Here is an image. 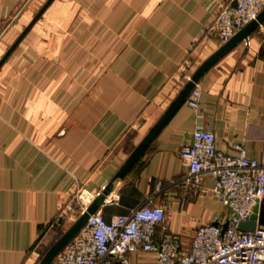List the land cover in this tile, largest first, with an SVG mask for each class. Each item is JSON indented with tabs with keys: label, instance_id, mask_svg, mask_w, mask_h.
<instances>
[{
	"label": "crops",
	"instance_id": "crops-1",
	"mask_svg": "<svg viewBox=\"0 0 264 264\" xmlns=\"http://www.w3.org/2000/svg\"><path fill=\"white\" fill-rule=\"evenodd\" d=\"M48 1L0 0V264H30L72 195L100 192L161 119L190 75L183 62L193 74L224 45L204 31L229 0ZM262 21L200 78L197 109L188 95L123 171L105 220L151 196L185 244L222 220L214 178L185 181L179 149L202 127L226 154L264 153Z\"/></svg>",
	"mask_w": 264,
	"mask_h": 264
},
{
	"label": "built area",
	"instance_id": "built-area-1",
	"mask_svg": "<svg viewBox=\"0 0 264 264\" xmlns=\"http://www.w3.org/2000/svg\"><path fill=\"white\" fill-rule=\"evenodd\" d=\"M263 9L264 0H229L219 7L204 34H214L220 43H226ZM242 44L248 46L249 37ZM193 68L188 58L180 73H189L188 80ZM200 95L196 85L187 104L197 109ZM233 148L236 155L226 154L217 147L213 132L197 127L191 143L179 149L187 166L183 179L197 184L202 176L213 177V196L225 210L221 221L199 224L188 244L180 234L167 229L165 209L153 204L151 196L129 213L109 220L99 209L52 264H134L132 256L142 260L140 264H264V225L256 220L253 231L238 228L241 222L251 219L255 207L260 209L264 204V153L251 157L240 143ZM154 187V195L162 193L163 182L157 180ZM114 188L115 184L112 191ZM102 190H77L61 212L65 222L72 224ZM110 194L104 204L111 202L107 198ZM225 222L228 224L223 231Z\"/></svg>",
	"mask_w": 264,
	"mask_h": 264
},
{
	"label": "water",
	"instance_id": "water-1",
	"mask_svg": "<svg viewBox=\"0 0 264 264\" xmlns=\"http://www.w3.org/2000/svg\"><path fill=\"white\" fill-rule=\"evenodd\" d=\"M51 0H49L43 10L48 6ZM42 10V11H43ZM264 14V9L257 16L255 20L247 24L241 30L238 31L228 42L224 43V45L214 53L209 59H207L201 66H199L193 74H191L190 78L185 82L183 88L179 92L178 96L171 103L169 108L165 111L161 119L155 124V126L150 130V132L145 136L144 140L137 147V149L133 152L132 156L126 162L124 167L116 174V176L104 186L102 192L98 194L91 204L82 212V214L68 226V228L62 233V235L50 246V248L46 251L42 259L38 264H52L55 257L63 250V248L79 233V231L85 226L89 217L96 213L102 205H104L106 200V195L110 194L112 188L118 178L122 176V173L125 169H127L132 162H134L144 151V149L148 146L163 124L167 121V119L171 116V114L181 105V103L185 100V98L190 94V92L195 88L198 84L200 78L203 74L219 59L221 58L227 51L230 50L238 41L242 42L244 39L249 37V33L246 31L251 26L259 27L263 24L262 15ZM256 213L259 214L257 217ZM258 224L264 225V204L260 207L257 206L254 208V214L251 219L245 222H241L238 228L241 231H253L256 228L257 221ZM227 222L222 225L223 231L227 228Z\"/></svg>",
	"mask_w": 264,
	"mask_h": 264
},
{
	"label": "rangeland",
	"instance_id": "rangeland-1",
	"mask_svg": "<svg viewBox=\"0 0 264 264\" xmlns=\"http://www.w3.org/2000/svg\"><path fill=\"white\" fill-rule=\"evenodd\" d=\"M62 225V224H61ZM70 224L66 222L65 226L51 229L48 234L41 237L38 241L34 254L31 258L30 264H38L42 259L46 251L50 248V246L62 235V233L68 228Z\"/></svg>",
	"mask_w": 264,
	"mask_h": 264
}]
</instances>
